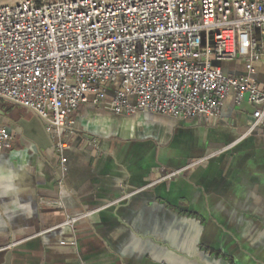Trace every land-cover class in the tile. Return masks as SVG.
Listing matches in <instances>:
<instances>
[{
	"label": "crops",
	"instance_id": "0c3cea01",
	"mask_svg": "<svg viewBox=\"0 0 264 264\" xmlns=\"http://www.w3.org/2000/svg\"><path fill=\"white\" fill-rule=\"evenodd\" d=\"M220 67L247 74L241 60ZM250 78L264 90V56ZM256 110L229 96L205 122L88 101L61 174L41 119L0 98L13 137L0 150V264H264V135H243Z\"/></svg>",
	"mask_w": 264,
	"mask_h": 264
},
{
	"label": "built area",
	"instance_id": "2783aa9c",
	"mask_svg": "<svg viewBox=\"0 0 264 264\" xmlns=\"http://www.w3.org/2000/svg\"><path fill=\"white\" fill-rule=\"evenodd\" d=\"M264 0H17L0 3V98L32 110L61 174L78 132L74 113L108 99L115 114L218 117L224 100L255 105L244 136L264 135ZM245 63L246 75L213 63ZM13 145L0 126V150ZM155 170L168 182L203 163Z\"/></svg>",
	"mask_w": 264,
	"mask_h": 264
},
{
	"label": "water",
	"instance_id": "95a60500",
	"mask_svg": "<svg viewBox=\"0 0 264 264\" xmlns=\"http://www.w3.org/2000/svg\"><path fill=\"white\" fill-rule=\"evenodd\" d=\"M213 65H214V66H220V64H219V63H216V62H214ZM222 70H223L225 73H230V72H228L226 69H223V68H222Z\"/></svg>",
	"mask_w": 264,
	"mask_h": 264
},
{
	"label": "rangeland",
	"instance_id": "374dc122",
	"mask_svg": "<svg viewBox=\"0 0 264 264\" xmlns=\"http://www.w3.org/2000/svg\"><path fill=\"white\" fill-rule=\"evenodd\" d=\"M15 1V0H3L2 2ZM17 1V0H16ZM1 3V2H0Z\"/></svg>",
	"mask_w": 264,
	"mask_h": 264
},
{
	"label": "bare ground",
	"instance_id": "6f19581e",
	"mask_svg": "<svg viewBox=\"0 0 264 264\" xmlns=\"http://www.w3.org/2000/svg\"><path fill=\"white\" fill-rule=\"evenodd\" d=\"M3 0H0V2H2ZM16 1V0H15Z\"/></svg>",
	"mask_w": 264,
	"mask_h": 264
}]
</instances>
